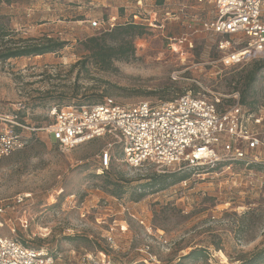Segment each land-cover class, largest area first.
Masks as SVG:
<instances>
[{
  "label": "rangeland",
  "instance_id": "obj_1",
  "mask_svg": "<svg viewBox=\"0 0 264 264\" xmlns=\"http://www.w3.org/2000/svg\"><path fill=\"white\" fill-rule=\"evenodd\" d=\"M102 1L108 2L0 0V23L9 32L0 45L7 38L16 44L44 37L68 41L58 52L0 61V132L6 130V115L17 114L27 126L19 132L21 140L26 139L23 144H33L27 150L30 156L15 151L0 157V205L5 209L0 236L44 247L71 263L104 251L113 264H176L195 247L205 248L208 257L188 264H236L251 256L264 247V187L256 183L264 181L263 164L130 167L121 160L119 144L109 149L105 160L110 138L64 148L44 129L52 121L53 105L94 103L105 96L122 104L163 102L187 91L211 98L237 91L240 102L245 97L241 105L263 118L264 131V71L247 84L254 63L264 56L221 65L217 36L204 30L191 34L192 26L200 24L194 16H213L210 5L195 0H109L103 7ZM102 9L105 16H116L115 23L130 21L134 14L150 20L155 13L159 20L132 37L128 59H114L109 68L96 63L84 44L100 34L90 22L100 18ZM182 34L189 35L192 47L171 39ZM173 73L179 79L173 80ZM221 98L224 104L232 103L230 97ZM104 169L111 178L129 183L120 197L103 186ZM170 172L189 176L185 183L163 189L151 185ZM140 184L148 185L135 201L131 188Z\"/></svg>",
  "mask_w": 264,
  "mask_h": 264
},
{
  "label": "built area",
  "instance_id": "obj_2",
  "mask_svg": "<svg viewBox=\"0 0 264 264\" xmlns=\"http://www.w3.org/2000/svg\"><path fill=\"white\" fill-rule=\"evenodd\" d=\"M208 4L213 16L200 19L194 16L191 34L200 30L217 36L218 62L223 66L240 64L252 56H264V0H195ZM168 15L169 13L166 12ZM136 23L154 25L159 22L156 14L148 20ZM116 16L94 19L91 27L102 31L111 29ZM173 41L192 43L189 35L182 34ZM172 79L179 77L172 74ZM230 97L232 103L224 104ZM21 107H17L20 109ZM52 118L46 126L49 137L64 148H72L97 138H110L105 148V160L109 149L121 145V160L130 167L153 163L170 169L181 163L204 165L207 168L230 167L233 164L264 165L260 158L264 151L263 118L249 112L240 104L239 93L207 97L199 92L181 93L163 102L140 100L122 104L112 97L87 104L53 105ZM16 127L27 126L18 120L17 114L6 115V130L0 132V157L18 149L26 141L20 138ZM106 167V165H105ZM182 183H185L183 181ZM257 185L264 187V181ZM0 205V213L4 212ZM108 239L113 242L112 238ZM114 243V242H113ZM147 263V259H144ZM0 264H113L103 251L88 254L80 263L59 259L44 247H32L7 236H0Z\"/></svg>",
  "mask_w": 264,
  "mask_h": 264
},
{
  "label": "trees",
  "instance_id": "obj_3",
  "mask_svg": "<svg viewBox=\"0 0 264 264\" xmlns=\"http://www.w3.org/2000/svg\"><path fill=\"white\" fill-rule=\"evenodd\" d=\"M4 1L11 2L13 0ZM162 2L163 0H158V3ZM147 28V25L136 23L133 21V19H131L130 21H126L124 23H116L109 30L99 31L100 34L87 38L84 44L86 49L90 51V56L96 63H99L104 68H109L112 64V60L129 58L130 54H132V37L144 34ZM8 35L9 32L0 23V39L2 40L3 37ZM19 42L20 44H16L17 41L7 38L6 43L0 45V61H5L9 58L18 56L41 55L49 52H58L68 43L67 40L55 39L52 37H44L38 41L22 39L19 40ZM261 71H264V58L257 60L254 63L253 68L250 70L247 81L248 86L254 82L256 75ZM244 103L245 97L242 96L240 104ZM18 120L24 124L22 118L18 117ZM16 131H20V128L16 127ZM32 148L33 144L26 146L23 144L21 147L12 151L11 153H15V151H17V153H24L25 156H30L32 155L31 151L27 152V150H32ZM102 173L103 176L106 177L103 186L110 194L120 197L125 191H127L129 183L126 182V180H124L122 183L120 182L119 177L111 178V172L109 169H104ZM188 176V173H164L159 175L151 185L155 186L157 183L158 189H163L171 184L185 180ZM169 177L171 179L167 180ZM146 185L148 184H140L131 188V193L133 195L132 197L135 201L139 200L145 195V192L141 190V188H144ZM207 257L208 252L205 248L195 247L186 254L182 255L176 264H188L189 261L207 259ZM236 264H264V247L253 253L251 256L240 260Z\"/></svg>",
  "mask_w": 264,
  "mask_h": 264
},
{
  "label": "crops",
  "instance_id": "obj_4",
  "mask_svg": "<svg viewBox=\"0 0 264 264\" xmlns=\"http://www.w3.org/2000/svg\"><path fill=\"white\" fill-rule=\"evenodd\" d=\"M108 2H109V0H108ZM108 2H106V4H105V2L102 1L101 4H102L103 7H106V5H107ZM116 2H117V0L115 1V3ZM105 11L106 10H103V9H102V11H100V14H99V17L100 18H106L107 17V16H105V14H103V12H105ZM110 15H114V14L110 13ZM108 16H109V14H108Z\"/></svg>",
  "mask_w": 264,
  "mask_h": 264
}]
</instances>
